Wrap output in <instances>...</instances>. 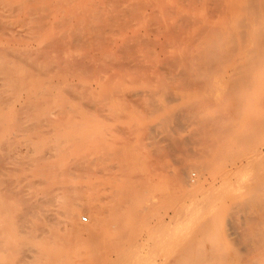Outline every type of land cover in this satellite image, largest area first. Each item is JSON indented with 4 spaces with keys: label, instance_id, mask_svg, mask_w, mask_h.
<instances>
[{
    "label": "bare ground",
    "instance_id": "1",
    "mask_svg": "<svg viewBox=\"0 0 264 264\" xmlns=\"http://www.w3.org/2000/svg\"><path fill=\"white\" fill-rule=\"evenodd\" d=\"M141 25L145 32L138 30ZM101 48L106 53H99ZM259 61L263 68L264 0H0V264H231L229 255L196 236H209L211 223L200 219L206 210L218 212L217 205L227 200L222 186L230 182L213 172L222 161L214 166L208 157L231 151L235 140L264 125L253 113L264 94L248 88L244 96L239 90L244 81L261 78L252 75ZM115 69L164 75L166 87L147 91L139 101L155 112L168 101L153 124L158 137L152 141V162L190 196L187 207L171 218L191 208L197 221L174 243L173 254L160 250L173 224L164 215L150 220L152 204L144 201L149 190L131 167L133 158L123 154V144L98 160L100 170L117 167L111 172L115 184L100 186L106 191L93 196L92 207L85 205L87 197L75 200L76 190L96 186L72 176L91 172L92 160L64 144L79 137L89 141L96 135L92 131L113 119L102 97L101 72ZM214 70L226 86L201 91L200 100L176 91ZM203 104L216 110L204 112ZM245 105L251 117L243 132L233 135ZM191 123L189 136L202 142L192 151L181 133ZM50 148L51 158L44 152ZM26 159L35 161L41 186L33 178L25 186L9 176L10 163ZM192 166L200 170L196 181L188 175ZM263 181L257 178L248 187L260 188ZM230 185L228 192L238 186ZM250 192L231 207L245 211L255 204L249 219L261 211L259 222L242 233L253 256L241 264H264V195ZM85 206L92 223L84 227L78 214ZM149 245L155 252L145 256L142 249ZM24 254L28 258L21 263Z\"/></svg>",
    "mask_w": 264,
    "mask_h": 264
},
{
    "label": "rangeland",
    "instance_id": "2",
    "mask_svg": "<svg viewBox=\"0 0 264 264\" xmlns=\"http://www.w3.org/2000/svg\"><path fill=\"white\" fill-rule=\"evenodd\" d=\"M138 30L141 32L146 31L144 25L139 26ZM98 51L101 54L106 53V48H101ZM152 73L153 72H128L120 69L101 72L106 86V90L102 93V97L109 102V108L113 111L114 117L105 127L102 126L92 131L95 132L96 135L90 139L88 138L89 141L83 137H79L76 138L75 141L66 142L64 146L79 158L83 157L85 154L91 157L93 170L91 172H81L80 174L75 171V173H72V176L74 182H83L85 186H87L86 183L92 184V182H94L96 184L95 187H84L83 189L75 191L76 201L83 203L85 202L83 198L87 197L89 201L84 204L92 207L90 204L96 202L93 196L95 194H103L106 191V189L101 190L100 186L109 188L111 185L115 184L111 172L116 171L117 167L113 169V171L100 170L98 167L100 166L98 161L101 158L100 154L104 153L105 150L115 148L114 146L123 144V154L126 157L133 158L131 167L135 166L144 176L143 186L149 190L144 196V201H150L152 204L150 220L155 223L159 215H164L167 220H170V224H173V227H170L173 229H169V231L172 232L169 241L160 249L163 252H170L173 254L174 243H176L181 236H185L187 232L194 230L197 226V221L194 219L191 208L187 211L185 210L186 212L181 218L177 216L171 218L175 210L178 212L187 207L191 201L190 196L180 192L178 188H176L174 182L164 174L167 172L160 169L152 162V159H154V155L152 154V141L154 136L158 137L156 132L158 130L155 129L153 124L157 122V118L160 114L165 113L167 110L166 105L168 104L167 101L165 106L155 112L139 101V98L147 91H161L166 87L162 83L163 78H161L164 75L161 73L157 76ZM218 75H220L219 72L215 70L212 72L199 73L195 75L199 78L197 83H193L195 85H182L177 87L176 91H184L189 95L188 99L190 100H200L202 96L201 91L204 90L205 93H207L214 88L227 85V82L219 79ZM252 75L260 76L261 78L258 81H244L241 83L239 89L240 93L245 96L247 89L250 88L251 93L256 96L263 95L264 67L262 68L261 61H259V64L252 71ZM159 96L160 101L163 102L161 94ZM173 103L176 104L177 102L175 101L172 102V104ZM203 105L205 106H202L201 110L204 112L213 113V111L216 110L206 104ZM250 111L252 113V110L248 109L246 105L243 107V118L236 120V124L233 128V135L242 133L244 128H246L247 121L249 117H251ZM253 113L255 118H259L261 122L264 123V102L254 107ZM192 127L193 124L191 123L189 127L181 131L182 134L188 136L187 139L191 151L193 149H198L202 144V142H198L196 138L191 137V135L189 136V131ZM159 129L163 131L162 127H159ZM223 139H225V137L220 136L218 141L222 142L224 141ZM79 143L80 146H78ZM234 144L235 148H232L231 151L223 150L220 152L218 158H214L211 155L208 157L211 159L214 166L222 161L219 168L213 169V172L222 175V177L224 176V179L230 180V182H225L222 186V189L225 190L227 194V200L221 203L220 206L217 205L216 209H218V212L212 214V212L206 210L203 212L204 214L200 219L201 221L205 220L211 223L207 232L209 236H196V239L205 238L209 240V242L216 245L220 251L231 257V264H235L236 262L237 264H241V262L245 263L253 256V253L250 252L246 244L243 243L242 237L245 235L251 223L259 222L257 214L259 215L261 211H256V217L249 219L246 215L252 214L255 211V204H250V209L245 211H236L231 207L233 203L242 200L252 193L250 191H257L259 194L264 195V184L260 188L248 187V184L250 182L252 183L257 178L264 179V125L257 127L249 134H243V139L240 141L235 140ZM97 145L98 147L100 146L102 150L96 152L97 150L95 147ZM53 151H55V149L50 148L45 149L44 152H47V156H49V154H54ZM34 164L35 161L30 162L27 159L23 162L13 161L10 163L12 170L9 172V176L13 179L20 178L22 185L25 186H27L29 179L33 178L37 180L36 183L41 186L38 181L40 174L35 173L33 170ZM188 175L192 180L196 181L200 177V170L192 166L188 170ZM231 183L238 186L233 187L228 192V187L231 186ZM88 210H90V208L87 209L86 207L78 214V220L82 222V226L84 227L92 223ZM262 213L264 212L262 211ZM7 223H9V221ZM178 223H180V226H176ZM239 223L242 225L238 226L237 224ZM154 252V247L152 245L142 249V253L145 256ZM26 256L27 255L24 254L19 261L24 263L28 258Z\"/></svg>",
    "mask_w": 264,
    "mask_h": 264
}]
</instances>
